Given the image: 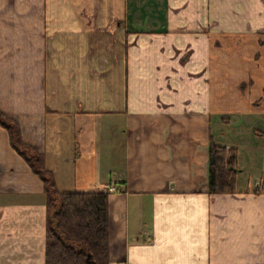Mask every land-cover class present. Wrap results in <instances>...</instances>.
Segmentation results:
<instances>
[{
  "label": "crops",
  "instance_id": "obj_1",
  "mask_svg": "<svg viewBox=\"0 0 264 264\" xmlns=\"http://www.w3.org/2000/svg\"><path fill=\"white\" fill-rule=\"evenodd\" d=\"M0 109L60 190L123 188L111 264H264V0H0ZM211 139L235 192H208ZM46 227L0 125V264H46Z\"/></svg>",
  "mask_w": 264,
  "mask_h": 264
},
{
  "label": "trees",
  "instance_id": "obj_2",
  "mask_svg": "<svg viewBox=\"0 0 264 264\" xmlns=\"http://www.w3.org/2000/svg\"><path fill=\"white\" fill-rule=\"evenodd\" d=\"M0 125L11 144L44 183L47 204L46 264H111L109 193L100 190L63 191L56 185L45 155L27 144L19 122L0 109ZM208 192H235L240 172L239 149L211 139ZM256 189L257 192L264 191Z\"/></svg>",
  "mask_w": 264,
  "mask_h": 264
},
{
  "label": "built area",
  "instance_id": "obj_3",
  "mask_svg": "<svg viewBox=\"0 0 264 264\" xmlns=\"http://www.w3.org/2000/svg\"><path fill=\"white\" fill-rule=\"evenodd\" d=\"M121 189L123 190V188L118 186L116 183L112 182L111 184H109V187L107 188V191L109 193H115V192L121 191Z\"/></svg>",
  "mask_w": 264,
  "mask_h": 264
}]
</instances>
